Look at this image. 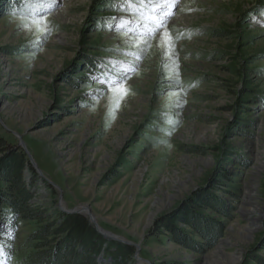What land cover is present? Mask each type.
I'll list each match as a JSON object with an SVG mask.
<instances>
[{"label": "rangeland", "instance_id": "374dc122", "mask_svg": "<svg viewBox=\"0 0 264 264\" xmlns=\"http://www.w3.org/2000/svg\"><path fill=\"white\" fill-rule=\"evenodd\" d=\"M117 2L58 0L45 39L30 22L37 0H0V168L22 139L49 180L34 176L28 157L24 181L44 219L0 209V264H61L66 248L74 264L82 255L97 264H264V0H179L165 29L183 34L178 59L156 35L113 119L109 94L89 77L106 58L137 63L126 53L139 52L141 37L107 25L140 16ZM177 62L178 75L165 67ZM249 201L261 215L251 231ZM69 210L123 242L99 233L98 253L86 234L69 242L56 233Z\"/></svg>", "mask_w": 264, "mask_h": 264}, {"label": "snow or ice", "instance_id": "6c2138e0", "mask_svg": "<svg viewBox=\"0 0 264 264\" xmlns=\"http://www.w3.org/2000/svg\"><path fill=\"white\" fill-rule=\"evenodd\" d=\"M57 3L58 0H37L35 7L30 8L31 25L34 30L45 39L50 36L52 32L51 22L48 19V12L56 7ZM178 4L179 0H118L116 5L118 10L130 11L132 15L140 16V20L112 17L110 19L116 21V24H108L107 27L109 30H114L116 32H127L129 39H131L132 36L141 37L140 40L134 42L139 52L126 53L127 55L133 56L137 63H122L112 58H106L104 62L97 64L99 72L89 77L104 86L97 90L99 96H103L105 93L109 94V111L113 119L115 118V113L119 111L122 103L130 94L131 90L127 87V81L138 70V62L142 61L143 52L147 51L148 47H150L151 40L156 35L161 36V43L165 48L164 54L167 59L169 61L178 59L175 45L177 39L181 38L183 34L173 37L171 32L165 31L169 20L175 15ZM24 27H29V25L25 24ZM187 35L188 38H191V33ZM143 37H147V39H143ZM35 43L39 44L42 43V41L38 39ZM165 67L178 75V62L170 66L166 64ZM175 104L178 107L182 106L179 100H177ZM168 123L174 124L178 122L169 120ZM167 134L170 136L172 133L168 132ZM2 250L3 246L0 245V251Z\"/></svg>", "mask_w": 264, "mask_h": 264}, {"label": "trees", "instance_id": "16d2710c", "mask_svg": "<svg viewBox=\"0 0 264 264\" xmlns=\"http://www.w3.org/2000/svg\"><path fill=\"white\" fill-rule=\"evenodd\" d=\"M3 142L4 141H1V144L4 146L5 142ZM2 149L4 150L6 147ZM17 149V153H13L12 149L9 150V156L0 168V182H6L5 189L1 190L2 188H0V209H10L13 214H16L22 220L44 219V211H41L36 207L34 208L33 203L31 202L33 197L36 196L35 192H33L29 185H27V183L24 181L23 171L29 164L28 154L25 152V150H22L20 146H18ZM3 150H0V152H3ZM29 168L31 169V172L34 174V176H37L38 173L34 167L29 164ZM201 200L205 199L202 198ZM64 219L65 221L63 224L56 229V233H69V242L73 241L75 237L82 238V236L86 234L89 238L88 247L90 251L92 253H98L100 251V249L97 248L98 246L91 242V239L95 241H101V237L99 236L100 234L93 230V228L89 225L88 220L83 215L78 213H65ZM48 232L49 230L44 233L46 234ZM40 234L41 233H39V235ZM117 246L120 245L117 244ZM125 249L127 253H133L134 248L132 246L124 245L123 250ZM74 251L75 249L72 250V255L74 254ZM68 254L67 248L63 250L59 249L56 259H60L61 264H74L76 258L72 257V255L69 256ZM39 256L40 260L43 259L45 262L48 261L47 256L40 254ZM79 259L84 264H97L95 259L91 256L82 255Z\"/></svg>", "mask_w": 264, "mask_h": 264}, {"label": "water", "instance_id": "95a60500", "mask_svg": "<svg viewBox=\"0 0 264 264\" xmlns=\"http://www.w3.org/2000/svg\"><path fill=\"white\" fill-rule=\"evenodd\" d=\"M20 146H21L22 148H24L25 152L28 154V157H29V159H30V162H31V164L33 165L34 169L37 171V173H38L41 177H44L47 181H49V180L43 175V173L41 172V170H39V168L37 167L36 162L34 161L33 157H32L31 154L29 153V151H28V149H27V147H26V145H25V143H24V141H23L22 139H21V142H20ZM65 212L70 213V214H71V213H81V211H78V210H72V211L69 210V211H65ZM85 212L89 213V209L87 208ZM90 218H91V219H90L91 222L95 224V227L97 228V231H98L99 233H101V234L104 235L105 237H108V238H111V239H113V240H117V241L123 242V240H121L120 238H118V237L115 236L114 234H112V233L106 231L105 229L101 228V227L99 226V224L97 223V221H96L91 215H90ZM129 244H131V243H129Z\"/></svg>", "mask_w": 264, "mask_h": 264}, {"label": "bare ground", "instance_id": "6f19581e", "mask_svg": "<svg viewBox=\"0 0 264 264\" xmlns=\"http://www.w3.org/2000/svg\"><path fill=\"white\" fill-rule=\"evenodd\" d=\"M6 107L8 108L9 105L7 104ZM248 205L251 208L248 209V210H243V214H244V216L246 218L249 217V219H250V228H249V230L251 231V230H254L259 225V221H260L261 215L257 213V210L255 208V203H252V202L249 201ZM86 209H87L86 207L83 208L84 211H86Z\"/></svg>", "mask_w": 264, "mask_h": 264}]
</instances>
